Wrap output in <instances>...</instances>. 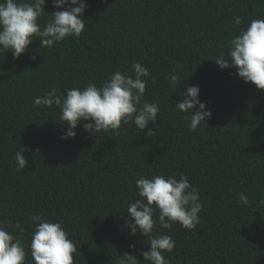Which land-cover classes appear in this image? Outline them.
Returning <instances> with one entry per match:
<instances>
[{"label":"trees","instance_id":"16d2710c","mask_svg":"<svg viewBox=\"0 0 264 264\" xmlns=\"http://www.w3.org/2000/svg\"><path fill=\"white\" fill-rule=\"evenodd\" d=\"M86 3L80 37L52 48L34 40L18 59L0 53V221L12 225L7 230L26 250L31 215L61 222L76 245L75 264H117L125 252L143 261L149 244L125 224L127 207L139 198L135 181L185 174L199 191L200 224L188 230L157 223L156 231L175 240L164 253L169 264H264V207L256 206L264 198V90L213 59L227 52L239 29L264 19V0ZM44 10L41 27L60 9L46 0ZM135 62L151 74L143 99L160 106L157 122L147 126L151 137L129 123L118 135L78 125L74 138L61 139L67 125L59 107L33 104L52 88L63 94L88 83L99 87L115 71L130 74ZM174 70L181 78L175 89L166 79ZM189 85L199 86L212 113L195 131L175 109ZM21 146L28 164L17 171ZM241 192L248 205L239 202ZM25 264H33L30 252Z\"/></svg>","mask_w":264,"mask_h":264},{"label":"clouds","instance_id":"9594fccd","mask_svg":"<svg viewBox=\"0 0 264 264\" xmlns=\"http://www.w3.org/2000/svg\"><path fill=\"white\" fill-rule=\"evenodd\" d=\"M45 3L46 0H0V53L10 51L13 59H18L34 40H39L42 48H52L69 37H80L86 28L83 18L86 0H52L53 8L60 10L47 13L50 19L41 27L38 21L46 14ZM234 23L240 25L241 18L235 17ZM213 59L221 69L234 68L245 83L264 90V19H253L246 28L239 29L228 41L227 52ZM150 75L147 67L135 62L130 74L115 71L99 87L88 83L83 88L67 89L63 94L52 88L42 97H35L33 104L59 107L60 122L67 125L61 139L74 138L78 125L90 134L112 132L118 135L121 127L129 123L139 132L147 129L145 135L151 137L153 130L147 126L149 122H157L160 106L158 102L143 99L148 84L144 78ZM166 79L173 89L181 82L175 70ZM178 94L183 99L175 103V109L186 114L188 130L195 131L207 125L212 113L199 99V86L189 85ZM26 150L23 146L20 151L15 150L17 171L27 167L28 161L23 155ZM135 186L139 198L127 207L125 224L129 235L142 234L149 247L141 252L143 261L125 252L118 255L117 264H169L164 253L173 251L175 240L156 231L157 223L163 229H171L178 223L185 229L196 230L202 210L199 191L185 174H180L179 179L175 175H152L150 178L141 175ZM238 197L241 204H249L245 193H238ZM256 206L264 207V198L259 199ZM28 219L34 230L27 250L25 243L7 230L12 225L0 221V264H25L29 252L33 264H75L77 248L61 222L44 219L39 214ZM134 247L135 244H129L130 249Z\"/></svg>","mask_w":264,"mask_h":264}]
</instances>
